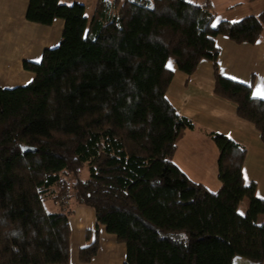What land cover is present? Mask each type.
<instances>
[{"label":"trees","instance_id":"trees-1","mask_svg":"<svg viewBox=\"0 0 264 264\" xmlns=\"http://www.w3.org/2000/svg\"><path fill=\"white\" fill-rule=\"evenodd\" d=\"M25 19L64 23L57 45L23 61L29 83L0 87V264H69L70 202L95 220L80 263L103 228L125 245L123 264H264V200L243 177L245 148L210 134L221 186L190 180L173 156L193 123L166 95L168 63L190 76L210 60L213 93L264 143V100L219 74L215 45L261 39L264 11L218 21L211 0H97L88 17L83 3L28 0Z\"/></svg>","mask_w":264,"mask_h":264},{"label":"crops","instance_id":"crops-1","mask_svg":"<svg viewBox=\"0 0 264 264\" xmlns=\"http://www.w3.org/2000/svg\"><path fill=\"white\" fill-rule=\"evenodd\" d=\"M96 1L90 15L86 16L92 15ZM211 1L218 21H237L264 11V0ZM27 3L28 0H0V87L17 86L30 73L23 68V61H35L45 48L57 45L61 36L62 19H55L50 26L27 21ZM215 45L219 49L217 65L220 75L249 85L252 95L258 89L264 93V36L254 43H235L227 36L218 35ZM168 67L174 75L166 95L176 111L193 123V129L184 130L178 139L174 163L190 180L216 192L221 186L217 167L219 153L210 134H224L245 148L243 177L247 182L255 183L257 196L264 200V143L255 126L236 115L233 102L213 93V63L207 59L200 60L190 76L178 71L172 63H168ZM2 72L5 77H2ZM256 98L264 100V95ZM70 205L73 213L69 218V264H123L125 245L118 243L116 237L103 228L100 229L101 242L96 256L89 263L78 261V250L87 244L85 233L94 229L95 220L90 208ZM260 217L264 224V215Z\"/></svg>","mask_w":264,"mask_h":264},{"label":"rangeland","instance_id":"rangeland-1","mask_svg":"<svg viewBox=\"0 0 264 264\" xmlns=\"http://www.w3.org/2000/svg\"><path fill=\"white\" fill-rule=\"evenodd\" d=\"M64 1L65 0H63V3H68V4L69 3L71 4L72 2H79V3L85 4L86 5V8H87L86 15H88V16L90 15V13H91V11L93 9L94 3H95V0H71L69 2H64ZM189 1L197 2L198 0H189ZM53 45H55V44H53ZM53 45L51 47H54ZM51 47H49V48H51ZM40 59H41V55L35 57V61H39ZM27 74H28L27 77L24 78V79H21V82H19V84H17V85H25V84L29 83V81L31 80L32 75H31V73H27ZM2 77H5V73L4 72H2ZM1 83H3V82H1ZM81 173L83 174L82 177H86L87 176V167H85L82 170ZM63 203L66 204L64 201H63ZM70 204H73V203L70 202ZM243 204H245V207H242ZM45 205H46V208L48 209V211H50V212L51 211H56V208L57 207H55V206H57V205L48 202V200H46ZM246 205H247V200H244L243 203L241 204L240 208H239V211L241 213L245 211ZM257 222L258 223H261V217H258ZM99 239H100V236H99ZM101 239H103L102 236H101ZM99 242H101V241L99 240Z\"/></svg>","mask_w":264,"mask_h":264},{"label":"snow or ice","instance_id":"snow-or-ice-1","mask_svg":"<svg viewBox=\"0 0 264 264\" xmlns=\"http://www.w3.org/2000/svg\"><path fill=\"white\" fill-rule=\"evenodd\" d=\"M255 97H261L262 95H264V93H262L259 89L256 91V92H254V94H253Z\"/></svg>","mask_w":264,"mask_h":264}]
</instances>
